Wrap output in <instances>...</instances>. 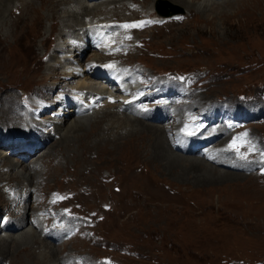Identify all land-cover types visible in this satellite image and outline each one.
Wrapping results in <instances>:
<instances>
[{
  "label": "rangeland",
  "instance_id": "374dc122",
  "mask_svg": "<svg viewBox=\"0 0 264 264\" xmlns=\"http://www.w3.org/2000/svg\"><path fill=\"white\" fill-rule=\"evenodd\" d=\"M23 2L24 0H21V3ZM93 3H102V1L86 2L88 5ZM209 3L218 5L215 6L217 7L215 12L199 14L192 11L195 14L192 17L186 14L183 7L170 0H155L153 8L143 0H134L126 3L125 6L113 4L107 8H101L102 11L100 9L87 16L86 21L89 18V20L93 19V22L97 20L116 22L128 19L138 20V18L147 16L161 20L160 25L155 24L156 26L147 27L139 35L130 32L131 38L134 35L139 36V39L134 38L133 43L134 47L141 50L138 57L136 56L137 58H131L128 53L112 59L120 61V64H123V60L126 65L127 63L134 64L133 68L136 67V71H145L146 75H149L148 77L163 78L164 81L171 77L179 84H184V79L178 76L196 74L199 78L202 77L199 79L200 81H195L192 88L188 87L190 98H181L180 100L172 98L178 103L177 106L182 107L176 124H181V121L184 123V120L185 123L188 120H193V122L195 120V129L197 128L196 130L199 129L198 131L201 132L203 121L198 124L197 119L204 120L200 114L208 113L214 106L224 104L231 114H242L243 108H246L247 111L244 114L247 116L242 115L244 118H250L246 124L250 137L247 136L250 141L247 147L241 149H243V155L247 156L249 164H252L250 172H246L245 175L251 173L252 176L246 175L245 177L236 172L215 168L199 160L201 159L200 155L204 153L199 154L198 150L197 155L189 154V156L196 157V161L211 166V170L203 171L181 167L175 169V174L168 173L159 167L158 163L150 161L151 155L142 154V147L145 146L144 143L148 142L145 135L132 136L126 143L110 141L105 143L107 145L105 148L104 146H94L93 143L88 142V140L91 141L97 137L96 133L101 125L103 126L100 121H97L96 127L93 126L94 129L91 130L89 128L82 131L78 128L71 130L72 137L81 138L87 135L86 138H82L84 142L80 141L78 144L79 155L69 151L75 148L73 147L75 138H69L62 143L53 145L58 138L51 136L46 143L37 148L39 150L34 156L41 153V157L38 158L41 165L57 164L56 167L60 169L55 171L53 176L48 172V179L47 176L39 179L47 192L38 199L37 203L46 204L49 203L51 197H61L59 204L54 206V210H49L52 212V223L59 222V215L56 216V212L59 213L61 210H64L72 220H78L76 221L78 225L72 234L74 236H70L69 240L65 239L62 245L56 247L57 258L71 257L67 264L73 262H77L75 264H264V178H262L264 177V168H256L253 161L257 162V160L250 158L253 156L249 154L250 147L258 145L256 147L261 149L264 146V123L260 125L264 120V114H248L257 106L264 107V0H211ZM23 4H25V13L18 17L19 13L12 22H10V16L6 18V28L0 32V56L2 57H0V123L7 129L2 133L4 141L8 135L12 134L16 135L12 137V140H20L19 138L24 136L21 130L26 129V126H22L21 123H19L20 125L13 121L10 123V112L14 111V109L9 111L10 107H22L23 109L26 102L28 103V99L34 98V101L36 99L39 101V98L34 96L35 91L38 90L37 87L47 85L51 81L46 78L45 64L48 55L52 53L56 39L55 34L58 33L55 28L60 24L59 21L48 22L45 20L41 25L37 24L32 27L30 19L38 11L40 3L34 0L33 6L25 2ZM63 8L60 7L59 11ZM157 8L166 15L175 12L177 14L164 18L158 15ZM44 16L46 15L44 14ZM175 17H179V19H175ZM119 24L125 25L124 23ZM10 32L13 36H9ZM77 33L73 32L65 39L73 41L76 39ZM67 49L70 50V47ZM97 52L86 49L82 58L85 59L89 54ZM62 55L66 56L67 54ZM38 70L40 71L37 72ZM206 79L208 80L206 81ZM89 80L90 83L91 80ZM96 84L100 88L107 89L105 85ZM57 93L54 92L53 95L56 96ZM73 96L76 95L69 93L68 99H73ZM46 100L42 101L47 102ZM180 101L184 105L188 103L187 108L192 106V112L185 114L183 120H180L182 110H184ZM170 106V104L166 106L168 107L167 111L169 115L171 114L170 116H174L176 112ZM56 107L57 105L49 107L48 109L51 111L40 112V116L37 115L36 118H31L28 113L27 117L30 120L45 121L47 117H51L49 113L56 111ZM222 109L224 111L223 107ZM34 114H38V111L35 110ZM68 114V122H70L73 116L71 112ZM207 116L209 117L210 114ZM211 116L216 117V114L212 112ZM243 117L241 122H246ZM28 127L33 129L37 125L33 122ZM179 127L180 125L172 132L178 130ZM51 128V125L47 126V131H50ZM41 131L44 130L41 129ZM223 131L224 139L220 140V137L214 144L211 141L215 138H212L209 143L214 146L225 145V148L231 149L230 145L233 141L239 139V135L236 133L237 129L229 127ZM172 132L168 131L169 134ZM202 132H206L205 129H202ZM214 133L219 137V134ZM41 134L43 136V133ZM226 134L233 136V140H229L231 138L229 136L226 139ZM202 135L204 134L202 133ZM200 137L201 134L197 138ZM66 145H69V150L64 149L67 147ZM118 145L120 149H117ZM198 146L200 149H205V152L210 147L204 142ZM6 148V146H1L0 152L7 150L8 156L13 152L9 157L14 159L16 153L25 151L26 148L28 149V145L22 144L14 151ZM91 148L95 149L92 151ZM88 149L91 151L89 156L92 160L82 161L80 156L85 154ZM35 150L34 148V152ZM262 153L264 152L261 151ZM94 155H96V159ZM238 155L239 153L235 157ZM243 155L238 159L243 160ZM28 161L29 158L26 159V162ZM76 167L84 170L80 179L65 177L66 174L71 175L73 168ZM214 169H216L215 172ZM5 170L4 168L3 171ZM44 178L48 180L45 185ZM67 180L68 182H66ZM8 181L14 182L11 178ZM87 186H92L94 190H97L99 208L95 207L96 201L85 197L87 193L84 192V189ZM68 193L71 195L68 196ZM1 203L2 200H0ZM68 204L70 208L67 207ZM97 211L101 212L96 215ZM5 214V212H1L0 219ZM91 216L94 218L92 219ZM80 217L84 219L79 220ZM30 221L34 222L33 219ZM27 249L26 252L31 251L30 247ZM9 251L11 252L12 248ZM38 251L42 252L43 249ZM35 255L38 254L35 252ZM5 259L8 263L3 262L2 264H10L9 257ZM32 262L24 261L25 264H33Z\"/></svg>",
  "mask_w": 264,
  "mask_h": 264
},
{
  "label": "bare ground",
  "instance_id": "6f19581e",
  "mask_svg": "<svg viewBox=\"0 0 264 264\" xmlns=\"http://www.w3.org/2000/svg\"><path fill=\"white\" fill-rule=\"evenodd\" d=\"M37 1L40 3V5L37 8L38 11H36L35 14L30 19L31 26L35 27V25H37V24L39 26L45 20H47L48 22L59 21L60 24L55 28L56 30H58V33L55 34L56 39L54 40L55 43L53 44L52 53L49 55L47 54L48 59H47L46 64H45V70H46L45 72H47L46 73L47 77L46 76L45 77L49 78V80L51 79V81L48 82L47 85L37 87L38 90L35 89L36 91H35L34 96L38 97L39 101L37 99H36V101H34L35 99L31 97L32 100L28 99V103L26 102L23 109H22V107H15V106H13V107L11 106L9 109V111L14 109V111L10 112L11 113L10 114L11 120H9L10 123L13 121L17 124L21 123L22 126H26V129L21 130V132L23 133L24 136H22V138H19L20 140H18V139L12 140L13 139L12 137L16 136V135L12 134V135H8V137H6V139L4 141V139H3L4 134H2V133H4V131H6L7 129L5 127H2V125L0 123V149H1V146H6L7 148L14 151L15 148H17L18 146H20L22 144L25 146L28 145V149L26 148L25 151L16 153V156H14V159L9 157L10 155L12 156V154H13V152H11V151H10L11 153L9 154V156L6 153L7 150H6V152H4V151L0 152V197H1L0 200H2V203L0 204L1 205L0 213L1 212L6 213L3 216V218L0 219V264H2L3 262H6L7 260L5 258H8V257L10 259V264H23L24 261L32 262L33 260H34L32 262L33 264H67L71 260V257L70 258H66V257H64V258L58 257L57 258L56 257V254L58 253V250L56 249V247H58L59 245H62L65 240H62V239L53 240L52 236L54 234L52 233V229L49 228L48 226L44 227L45 222H49V224L52 227V212L49 210H54V208L52 207L51 198L49 200V203H46V204L37 203L38 199L42 198L44 193L47 192V191L45 192V189H44L45 186H43L42 183L39 182V179L42 177L46 178V176L48 175V172H50V175L53 176L54 175L53 173H55V171H58L60 169L59 167H56L57 164L52 165V163H46V165H44V164L41 165L40 160H38V158H40L42 155L41 153L36 156L37 158L34 156L35 153L39 150V149L37 150V148H40V145H43V143H46L47 140L51 138V136L58 138V140L55 141V143H53V145L59 144L60 142L62 143V142H64V140H67L69 138H72V139L75 138L73 140V141H75L74 146H73V147H75L74 150L73 149L69 150V148H68L69 145H66L67 147H64V149L67 148V150H69L70 152H75L77 155H79L80 153L78 151L79 150L78 144L80 141H82V143H83L84 140H82V138H86L87 135L82 136L81 138L72 137L71 136L72 135L71 130H74L77 128L81 131L86 129V128H89V130H91L93 128V126L96 127L97 121H100L101 123H103V126L101 125L100 129L96 133L97 137L93 138L91 141L88 140V142L93 143L94 146H104V148H105V146H107L105 143L110 142V141H113V142L114 141H121L122 143H126L128 141V139H130L132 136L145 135L147 137L146 141H148V142L144 143L145 146L142 147V154L151 155V157L149 156L150 161L155 162L156 164L158 163L160 165L159 167H161L163 170L167 171L168 173L175 174V169H179L181 167L207 171V170H211V166H213L215 168L218 167V168H222V169L227 170V171L239 173L245 177H246V175L251 174L250 173V174L245 175L246 172H250V170H251L250 168H251L252 164H249L247 162H246V164H244L245 163L244 161L235 160V159H232V161H229L230 159L228 160L226 158V155H223V152H222L223 150H221L224 145L214 146V144H215L214 143L213 145H210V147L206 150V153L211 151L209 153V155H207V156H204V154L200 155L201 159H199V160H202V161L210 164L211 166L207 165L204 162L201 163V161H196L197 160L196 157L189 156V154L190 155L192 154V152H191L192 149L186 150L184 148V150H181L179 148H173L172 142L168 139V131L170 133V132H172V130L174 128L178 127L179 124H176V118L180 116V110L182 107L177 106L178 104H176V105L173 104L174 102L171 101L169 104L172 107L171 106L170 107L173 108L176 113L174 116L173 115L170 116L171 114L169 115V113L167 111L168 107L163 106V105L160 107L159 104L155 105L154 97L152 94H150V96H152L153 100L148 99L149 97L148 98L142 97L140 95L141 90L146 91L147 88L144 86L143 82L140 83V86H136L134 84V81H132V79L135 76H141V77L147 79L149 75H146L145 71L144 72H141L140 70L135 71L134 74L129 73V72H122L121 75H118L117 68H116V71L113 72V78L117 81H116V84H114L113 83L114 80L110 77L109 72L104 71L101 69V67H99V64L109 63L110 60H113L112 58H117V57L119 58V56L121 54H128L129 53L131 58L139 55V51H141V50H139V48L134 47V44H133L134 40H135L134 38L139 39L138 38L139 36L137 37L134 35V36H132L133 38H131V35L129 37L127 35V32L135 33L137 35L143 33L146 29V28H144L145 24L146 23L150 24V17L147 16V17L138 18V20H136V19L135 20H129L128 19V20L116 21V22H114L112 20H100V21L97 20V21L93 22V19L89 20V18H88V21H86L87 16L97 12L101 8H107L109 6H112L113 4L114 5L118 4L119 6H125L126 3H128V2L130 3V1H134V0H104V1L101 0L102 3H97V4L93 3L91 5L86 4V2H88V0H36V2ZM154 1L155 0H143L144 3H149V7L151 6V8H153ZM170 1L173 2L174 4H178V6L183 7L186 10V14L189 16H192V17L195 15L194 12H192V11L198 12L199 14H201V13L206 14V13L214 11L217 8L215 6H218V5L210 4L209 2H211V0H170ZM24 2L29 4V5H32L34 0H24ZM97 2H99V0ZM23 3H21V0H0V32L3 31L4 28H6V24H5L6 18H8L10 16L9 19H11L10 22H12V21H14V19L17 18L19 13H20V15L18 17H20L23 13H25L24 12L25 11V4H23ZM14 5H15V7H13ZM58 7H59V9H57ZM60 7H62V8L64 7V8L61 9V11H59ZM6 9L8 10L7 14H6ZM101 11H102V9H101ZM156 11H157L159 16L164 17V18H167V17H170L172 15L177 14V13H175V14L166 15L162 11H159L158 8L156 9ZM44 14L46 16H44ZM153 20L158 21L159 19H157L155 17ZM102 22H105V23L114 22L115 24L124 23L125 25H138L141 22H146V23L143 24V26H141V27H128L123 32H117V35L109 43H107L105 41H99L97 43L99 45H101V48L93 49L92 46L88 45V40L86 38V32H87V29L92 24H94V23L98 24V23H102ZM125 22H127V23H125ZM20 23H21V21H20ZM151 26L153 27V25H151ZM50 29H51V27L49 28V32H50ZM73 32H78L76 34L77 36H76L75 40L70 41V40L65 39L67 36H70V34ZM26 33H28V32H26ZM26 33H24L25 36H26ZM9 36H13L11 34V32H10ZM69 38H71V37H69ZM123 40H124V42H123ZM131 43L133 45L132 48H131ZM103 46H104V49H103ZM111 46H112V48H111ZM67 47H70V50H68ZM86 49H92V50H94V51L96 50L98 52L93 53V54H89L84 59V58H82V54ZM64 53H66L67 55L63 56L62 54H64ZM100 59H102L103 61L100 62L99 61ZM92 63H95V64H92ZM122 63L123 64H118L117 66H128V65H130L133 67V65H134V64H129V63H127V65H126V64H124V63H126V62H124V60ZM41 68H40V70H41ZM203 69H205V68H203ZM40 70H38L37 72H39ZM211 74H212V72H211ZM218 76H220V75H218ZM89 79L91 81H94V82L91 83V81ZM88 80L90 81V83L88 82ZM207 80L208 79H206V81ZM95 81H97V82H95ZM96 83L104 84L107 89L100 88V86H97ZM202 85H203V83H202ZM190 88H192V87H190ZM151 89L154 90V85ZM54 92H58L56 96L53 95ZM84 92L86 94L85 102H87L90 97H95L98 95L101 96V99H99V101H97L92 106L87 107L84 105L85 109L81 110V108L83 107V104L75 102V100L73 101L72 99L69 100L68 95H69V93H73L74 95H76V94H83ZM172 93H173V89L170 87H166L164 90V95H161V96L169 97ZM121 94H123V95H121ZM119 95H120V97H119ZM185 98H187V97H185ZM185 98H183V99H185ZM44 99H47L46 100L47 102H43L42 100H44ZM31 105H32V107H31ZM54 105H57V107L55 108L56 111H54L55 115L53 118L47 117V119H45V121L43 120V121L39 122L36 119H35L36 121L34 119L30 120L27 117V113H28L31 118H36L38 115V114H34V111L37 110L36 108H38L39 110H43V109L49 108V107L54 106ZM147 106H152V109H149ZM15 108H17V109H15ZM190 108H192V106H190ZM206 108H208V107H206ZM252 110L253 111H250V112L253 114H260V115L264 114V107L263 106H257L256 109H252ZM43 112H45V111H43ZM43 112H41V113H43ZM68 112H71V115L73 116L72 120L70 122H68V116H69ZM41 113L39 112V114H41ZM35 115H36V117H35ZM194 117H193V119H194ZM188 118H189V116H188ZM169 119H171V120H169ZM178 120H179V118H178ZM197 121H198V119H197ZM33 122L37 125V127L30 129L31 127L29 128L28 126L30 123H33ZM194 122H195V120H194ZM263 123H264V120L260 123V125H262ZM50 125L52 128L50 131H47V126H50ZM168 127H169V130H168ZM40 128L43 129L44 131L42 132ZM2 130H3V132H1ZM198 130H196V131H198ZM216 130H219V127H217ZM41 133H43V136ZM223 133H224V131H223ZM44 134H47L48 136H46ZM37 135H38V137H37ZM211 136L216 137V135H214L213 133L211 134ZM7 139L9 142L8 141L6 142ZM226 139H227V137H226ZM232 140H233V138H232ZM202 142H204V144H205L207 142V140H205V139L199 140V141L194 140V142L191 145L196 146V145L201 144ZM230 143H228V144H230ZM218 144H220V143H218ZM256 144H257V142H256ZM122 146H123V144H122ZM256 146H258V145H256ZM21 147H23V146H21ZM34 148L36 149L35 152H34ZM98 149H99V147H98ZM117 149H120V146ZM30 150H32L33 152ZM91 150H92V148H91ZM90 152L91 151L88 149V151L85 154L83 153L80 156L81 160L85 161V162L91 161L92 158H90V156H89ZM92 153L95 154L94 152H92ZM176 153L181 154L183 156L192 157V158L182 157L180 155H177ZM184 153H185V155H184ZM193 153L195 155H197V153H195V152H193ZM94 156L96 159V155H94ZM25 158L26 159L29 158V161L26 162ZM36 160H38V161H36ZM137 164H139V163L137 162ZM52 167H56V168L54 169ZM4 168L6 169L5 171H3ZM41 168H43V169H41ZM76 168H73L74 170H73V173L71 175L66 174L65 177H68L69 179L70 178H76L77 179V178L81 177L84 170H82L81 168H78V167H76ZM215 170L216 169H214V172H215ZM250 176H252V175H250ZM151 177L153 178V175H151ZM10 178L12 180H14V182L8 181V179H10ZM45 178L43 179V181L45 182L44 185L48 181L47 180L48 176H47V179H45ZM106 178H108V177H106ZM219 178L221 179V177H219ZM262 178H264V177H262ZM68 180L66 182H68ZM109 181H111V180L109 179ZM77 182H79V181H77ZM61 183H62V181H61ZM100 183H102V182H100ZM154 183H156V182H154ZM64 185H66L65 182H64ZM73 185H74V183H73ZM104 186H106V185H104ZM81 187H83V186H81ZM98 187H99V185H98ZM98 187H97V189H98ZM63 191H65V190H63ZM96 191L97 190H94V188L92 186L91 187L87 186L84 189V192L87 193L85 197L90 199V200H94V202L96 201L95 207L99 208L100 206L97 203V201L99 200V194H97ZM70 195L71 194H69L68 196H70ZM79 195H80V193H79ZM63 196H66V195H63ZM72 196H71V200H72ZM80 196H79V199H80ZM59 198H61V197H59ZM47 199H48V197H47ZM63 201H65V200H63ZM92 202H90V203H92ZM62 203L65 204V202H62ZM74 204H75V202H74ZM82 204H83V202H82ZM92 205L94 206V204H92ZM67 207L70 208V205ZM2 208H3V210H1ZM73 208H75V207H73ZM75 209L77 210V208H75ZM95 209H92V210L94 211ZM109 210H110V208H109ZM39 212H43L41 214L42 217L40 216ZM67 212H69V211H67ZM100 212L97 211L96 215L99 214ZM70 213H71V211H70ZM70 213H68V214L70 215ZM59 215H62L61 211L59 212ZM5 216H7L8 218H6ZM61 217H62V219L65 218L63 215ZM106 217H107V215H106ZM91 218L93 219L94 217L91 216ZM30 219H33L34 223H32L30 221ZM69 221L72 224H74V222L76 224V221H78V220L69 219ZM92 223H94V222H92ZM47 229H48V231L44 232ZM69 239H67V240H69ZM46 240H49V241H46ZM45 242H47V243H45ZM49 244H51L52 246H50ZM29 247H30L31 251L26 252V249ZM10 248H12L11 252L9 251ZM42 249H43L42 252L38 251V250H42ZM35 252H36V254H38L37 256L35 255ZM12 253H13V255H12ZM14 254H16V255H14ZM72 258H74V257H72ZM45 260H46V262H44ZM6 263H8V262H6ZM73 263L75 264L77 262H73ZM73 263H71V264H73Z\"/></svg>",
  "mask_w": 264,
  "mask_h": 264
},
{
  "label": "snow or ice",
  "instance_id": "6c2138e0",
  "mask_svg": "<svg viewBox=\"0 0 264 264\" xmlns=\"http://www.w3.org/2000/svg\"><path fill=\"white\" fill-rule=\"evenodd\" d=\"M144 23H146V22H141L138 25H124L123 27H125V28H128V27H141V26H143ZM107 67H112V65H108ZM236 145H237V141L234 140L233 143H232V145H230V147L234 148L238 152L239 151V148L236 147ZM253 150H254V146H252V147L249 148V152H251ZM262 156H264V153H262ZM244 158L246 159L247 157L245 156Z\"/></svg>",
  "mask_w": 264,
  "mask_h": 264
},
{
  "label": "water",
  "instance_id": "95a60500",
  "mask_svg": "<svg viewBox=\"0 0 264 264\" xmlns=\"http://www.w3.org/2000/svg\"><path fill=\"white\" fill-rule=\"evenodd\" d=\"M175 13H176V12H175ZM175 13H174V14H175Z\"/></svg>",
  "mask_w": 264,
  "mask_h": 264
}]
</instances>
